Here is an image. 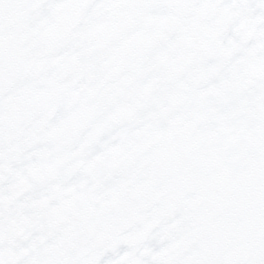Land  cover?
<instances>
[{"label":"snow or ice","instance_id":"6c2138e0","mask_svg":"<svg viewBox=\"0 0 264 264\" xmlns=\"http://www.w3.org/2000/svg\"><path fill=\"white\" fill-rule=\"evenodd\" d=\"M0 264H264V0H0Z\"/></svg>","mask_w":264,"mask_h":264}]
</instances>
